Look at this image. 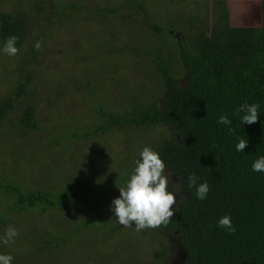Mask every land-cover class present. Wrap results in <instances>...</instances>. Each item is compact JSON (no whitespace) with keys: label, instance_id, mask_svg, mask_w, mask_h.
<instances>
[{"label":"rangeland","instance_id":"rangeland-1","mask_svg":"<svg viewBox=\"0 0 264 264\" xmlns=\"http://www.w3.org/2000/svg\"><path fill=\"white\" fill-rule=\"evenodd\" d=\"M33 1L0 0V9L32 12L25 41L38 32L46 40L32 65L36 88L31 98L38 127L20 134L14 118L23 105H17L0 124V178L18 182L23 189L103 184L117 175L120 163L125 165L138 157L145 147L155 151L163 139L175 137L170 124L159 123L112 126L90 140L54 142L72 129L81 130L99 121L96 98L118 118L140 107L159 108L164 74L156 53L164 56L184 85L185 69L178 53L183 37L193 51L217 52L231 70L248 69L262 41L260 0H152L150 17L159 26H167L169 32L153 31L142 23L133 37L124 30V20L117 12H98L105 16L102 26L91 22L96 12L93 6L111 7L123 0H81L80 15L70 22L64 20L71 11L63 8L68 0H36L40 8H32ZM25 41L18 53L31 58L29 42ZM113 41L115 48H106ZM121 45L122 55L116 50ZM110 56L118 59L106 74ZM14 57L0 47V95L11 90L16 81L19 64ZM88 82L98 93L96 97L83 86ZM165 174L169 176V191L176 192L178 211L187 192L170 168L166 167ZM119 195L117 189L103 198L89 196L66 202L51 226L52 216L36 209L11 211L0 223V235L9 227L18 235L14 243L0 242L5 251L2 253L0 246V254L11 255V264H29L37 253L32 242L46 229L48 236L34 264L183 263L187 253L179 234L158 228L137 231L134 224L124 227L118 223L112 201ZM11 199V193L0 191V210ZM23 226L26 237H22ZM23 238L27 242L22 243Z\"/></svg>","mask_w":264,"mask_h":264},{"label":"trees","instance_id":"trees-1","mask_svg":"<svg viewBox=\"0 0 264 264\" xmlns=\"http://www.w3.org/2000/svg\"><path fill=\"white\" fill-rule=\"evenodd\" d=\"M68 1L63 4V8L71 11L63 18L70 22L77 19L84 4L81 0ZM151 3L152 0H123L116 1L111 7L93 6L96 12H93L94 21L91 22L102 26L105 16L100 15L101 13L117 12L124 20V30L132 37L135 29L142 23L153 31L169 32L167 26H159L150 17ZM44 6L49 8L47 3ZM40 7L41 3L34 0L32 8ZM260 8L262 41L260 49L255 53V60L248 69H228L217 52L190 51L182 38L178 53L185 69L184 85L178 82L164 56L155 54L164 74L162 104L159 108L140 107L135 113L118 118L110 114L96 98L95 113L99 114L98 122L81 130L72 129L66 133L65 138L54 137L56 143L77 138L90 140L97 132H105L112 126L170 124L175 137L163 139L155 151L166 167L171 169L177 182L187 192V197L169 223L158 229L181 236L187 253L181 264H264V172L252 169L254 161L264 156V0H261ZM31 17L32 12L22 8L0 9V47L3 48L8 37L16 36V47L20 50L27 39ZM43 41L46 40L41 38L39 32L31 41H25L29 42L28 52H31V58L30 54L15 55L14 60L19 64L16 81L11 90L0 95L1 125L10 111L17 105H23L20 115L14 118L22 135L38 127L31 98L36 88L35 69L32 65L37 57L35 44ZM114 42L106 48H115ZM116 50L122 55L124 45ZM110 58L106 74L118 59L113 56ZM89 84L91 83L83 86L86 85L85 88L96 97L98 93ZM244 103L259 105V120L256 123L243 124V113L236 114V110ZM222 115L228 116L232 121L231 126L218 122ZM229 127L235 131L230 132ZM239 139L248 140L243 152L236 150ZM138 159H141L140 155L125 165L120 163L115 177L90 188L54 186L50 189L43 186L23 189L18 182L0 178V191L12 195L11 201L0 210V223L11 211L36 209L44 215L52 216L51 226L64 203L89 196L103 198L113 194L118 189L116 184H123L128 179ZM193 173L198 177L197 186L204 182L209 185L210 190L203 200L197 198L196 186L189 187L187 177ZM226 215L232 220L234 232L218 226V220ZM25 230L27 229L23 226L22 237H26ZM47 236L45 229L42 236L32 242L37 245V253L34 260L28 261L29 264L36 261ZM21 240L22 243L27 242L24 238ZM0 246L4 253L3 245ZM19 264L23 263L19 261Z\"/></svg>","mask_w":264,"mask_h":264},{"label":"clouds","instance_id":"clouds-1","mask_svg":"<svg viewBox=\"0 0 264 264\" xmlns=\"http://www.w3.org/2000/svg\"><path fill=\"white\" fill-rule=\"evenodd\" d=\"M18 37L10 36L3 45V52L15 56L19 49L16 47ZM41 42L35 44L39 50ZM259 105L244 103L236 110V114L243 113L241 122L243 124H254L259 120ZM219 123L231 126L232 121L227 115L219 117ZM230 132L235 130L229 127ZM248 145V140L239 139L236 150L243 152ZM141 159L135 161L134 169L129 173L128 179L123 184H116L120 195L112 201V211L118 223L124 227L133 224L137 231L147 228L155 229L161 225H167L171 217L175 215L177 195L169 191V176L165 174L166 165L160 158L159 153L150 147H145L140 153ZM252 169L255 172H264V156L257 158ZM189 187L196 186L197 198L203 200L209 192L207 182L197 186L198 177L193 173L187 177ZM181 189L177 186V192ZM183 199V198H181ZM218 226L235 231L229 216H223L218 220ZM18 235L14 227H9L0 242L8 245L14 243ZM13 257L8 254H0V264H11Z\"/></svg>","mask_w":264,"mask_h":264},{"label":"crops","instance_id":"crops-1","mask_svg":"<svg viewBox=\"0 0 264 264\" xmlns=\"http://www.w3.org/2000/svg\"><path fill=\"white\" fill-rule=\"evenodd\" d=\"M257 4H258V11H259V14H260V20H261V13H260V10H261V8H260L261 0H260ZM260 25H261V23H260ZM224 27L226 28L227 26L224 25ZM195 37H197V35H195ZM200 37H201V36H200ZM183 38H184V37H183ZM195 41H196V39H195ZM185 43H186V42H185ZM186 45H187V44H186ZM186 47H187V46H186ZM188 47H189V46H188ZM188 47H187L188 50L193 51L192 48H190V47L188 48ZM194 50H195V49H194ZM196 51H198V50H195V51H193V52H196ZM204 51H205V50H204ZM95 198H99V197H95Z\"/></svg>","mask_w":264,"mask_h":264}]
</instances>
